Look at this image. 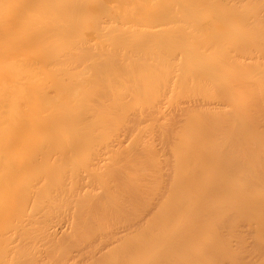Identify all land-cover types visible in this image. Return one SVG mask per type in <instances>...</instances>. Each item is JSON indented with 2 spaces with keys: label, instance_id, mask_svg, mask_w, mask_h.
<instances>
[{
  "label": "bare ground",
  "instance_id": "obj_1",
  "mask_svg": "<svg viewBox=\"0 0 264 264\" xmlns=\"http://www.w3.org/2000/svg\"><path fill=\"white\" fill-rule=\"evenodd\" d=\"M254 6L264 8V0H0V76H2L0 77V107L4 113L0 116V123L4 124H0L2 126L0 136L8 133L12 141L3 140L1 142L8 141L7 144H10L11 151L0 145L1 148L6 149L5 151L1 149L4 153L0 150L2 160L0 167L5 168L7 164L12 163L10 166L16 169L15 171L23 167L24 172L25 166L27 169L29 166L33 168L34 164L35 167L42 166L46 161L48 165L43 175H40L38 184L34 182L33 185V181H28L34 188L31 189V186L26 184L24 188H28L27 190L21 188L23 187L21 181H25L23 184L27 182L31 175L29 171L32 169L29 168V171L25 169V172L28 171L26 173L29 178L25 172L19 173H23L26 176L25 179L20 178L23 174L19 176L17 171L16 174L19 177H15L20 178L21 183H17L18 179L17 181L13 179V170L11 171L9 165L10 172L6 170L7 168H5L6 171L3 169L4 172H9L8 175L11 173L10 179L16 181L14 184L13 180L11 182L9 179L13 183L8 184L9 187L14 188L18 185L17 188L23 189L21 191L25 190L24 193H21L20 189L4 188L6 191L3 190L2 187L9 182L6 181L9 177H6L0 168V176L3 174L6 177L5 179L1 176L0 180V192L4 191L3 194H5L4 200L3 195L0 194V200L5 204L0 205L3 207L2 210L0 209V264H162L161 257L166 256L167 251L173 263L164 264H178L179 259L184 264H191L189 262L192 256H195L196 260L199 259L202 264H217L224 258L222 252L226 237L223 236L224 232H234L235 229L232 227L237 225L238 232L236 233H242L241 237H244L245 230L252 234L253 229L264 226L262 212H259L260 215L256 212L259 218L256 217L252 222L242 221L245 213L250 214L251 211L253 213L259 209L254 210L248 207L251 203L260 202L258 205L264 211V203L261 205V202H264V185H262L264 180L262 184L253 182H259L258 180L261 181L263 177L257 180L250 177V184L242 182L241 174L239 173V176L237 172L243 165L240 163L241 158H238L240 155L238 156L234 151L239 148L237 146H242L239 143L243 141V137L240 138L241 133L231 125L233 121H223L224 126H216L218 117L230 116L234 106L225 103L209 104L205 101L191 99L173 105L169 101L165 103L162 100L156 102L157 104L150 109L146 108L147 110L141 111L138 109L139 112L132 114L135 121L148 122L152 118L160 121V118L165 119L166 117L169 121L158 132L140 139L148 152L159 155L160 150L165 149L166 153L171 155V158L160 160L162 165L160 171L166 183L151 199L148 214L143 215L141 220L138 219L130 226L122 225L123 227L120 226L104 233L100 232V234L97 232L98 235L95 233L92 240L88 238L85 241L79 235L80 232L82 234L85 231V225L89 222V219L85 217L90 212L86 206L88 204L84 205L85 203L81 201L91 200V205L95 206V201L102 196V200L108 201L117 189L124 187L123 182L119 185L122 176L120 177V168L116 166L118 164L116 155L130 140H138L136 136L124 130L109 136V131L115 129L112 123L119 124L117 118L120 116L117 117L119 112L117 107L119 105L122 107V104H118L117 107L113 104L118 101L123 103V100L132 97L137 98L135 100L138 102L142 101L145 99L144 93L147 94L149 100L153 97L154 101L167 94L166 91L160 89L157 91L154 90L156 88L148 89V87L140 86L130 89L126 97L124 94L123 98H120V100L123 99L122 101H115L116 98H114L115 100L110 102V99H106L110 95L113 96L112 93H115L117 88L115 85L121 80L115 75L112 78L113 75L109 73L111 62H107V58L111 55L115 56L121 47L118 43L122 41H117V39L136 36L135 33L139 31L135 32L134 27H139L141 24L144 26L149 21L151 22L152 16H156L158 21L173 23L174 20L178 21L183 18L182 21L186 22L185 16L183 17L185 13L179 15L174 13L170 16L165 14V10H214V13L211 11L212 18L221 19L225 16L231 18V12L236 8ZM204 16H200L199 20L205 18ZM154 32L149 31L151 34ZM139 33L141 34V31ZM146 33L149 34L148 30L144 35H147ZM140 34H138L139 37ZM193 53L196 51L193 50ZM2 70L5 72H2L3 75ZM19 73L25 74V79L24 75ZM32 73H36V77H32ZM10 74H19V77L16 79V76H13L15 81L12 82L13 79L9 80ZM20 77L22 80H19ZM6 81L11 83L6 84ZM20 109H23L22 112L25 111V116L21 115L24 117L16 118V115H20ZM30 109H33L31 111L33 114L35 109L37 115H41L40 118L36 121L33 119L36 113L32 115L33 118L29 117L31 116ZM27 112L30 114L27 115ZM120 112L123 115L124 111ZM124 116L129 115L124 114ZM187 122L189 124H186ZM182 123L186 126L181 125ZM13 133L21 138L18 139L20 142L27 139V143L25 141L23 144L25 147L31 145V149L39 150L38 154L33 151L37 154L36 157H33L34 153L29 150V146L24 150L26 152L28 149L29 153H33H28L31 158L23 156L25 159L21 157L22 159L18 160V157V161L13 160L14 157L10 158L12 156L17 158L20 155L18 147L21 143L12 139ZM181 134H183V140L178 141L181 139ZM217 136L222 138L220 144L214 142H211V146L204 144L205 137L213 139ZM238 137L241 141L238 139L240 142L237 141L238 144H235L233 141ZM226 138H232L231 144ZM155 141H159V144H155ZM11 143L19 145H16L17 147L15 146L13 150ZM60 145L64 148L61 151L59 150ZM24 146L21 148L23 149ZM175 148L180 149V154H174ZM8 150L11 153L13 151V155H10ZM50 150L55 151V154H52ZM15 151L18 152L17 156L14 155ZM212 154L213 158L210 159L213 160L209 162L213 164L209 165L207 170L198 161L188 159L190 155H197L208 161L206 157ZM4 160L6 161L3 162ZM30 164H33L32 167ZM63 164L65 172L61 168ZM179 165L184 168L182 175L187 180V182L184 181L185 184L177 182L182 173H176L180 168ZM59 168H61L60 171L57 170ZM242 169L247 170L244 167ZM38 170L42 173L43 168ZM55 170L58 173L63 171L60 173H63L62 180L56 195L59 199L56 207L62 211L50 216L48 212L53 206H42L44 203L41 204L39 200L41 196L44 198L50 193V185L55 182L54 187L56 186V181L51 184ZM39 172L33 169L32 173H35L32 174L33 178L34 175L36 178L39 177ZM219 175L222 178L218 179ZM235 175L242 180V183L240 179L237 182L234 180ZM196 180L199 184H196L198 183ZM38 193L41 195L39 200H36L38 198L34 200L41 204L42 209L34 202V208L33 204L31 205L36 213L31 210L27 211L26 209L29 208L26 206H31L30 203H26L27 199L33 198L34 194ZM66 197L71 200H67L68 204L64 205ZM31 199L28 202L33 203ZM135 200V197L129 195V206H134ZM24 203L26 206L23 205ZM82 204L85 207H81ZM22 206L26 209H22ZM69 209L73 210V213L68 215ZM260 209L258 211H261ZM94 210L98 211L95 208ZM234 213H244L238 214L243 215L242 220L239 218L241 221L238 219L240 222L234 221L239 222V225L238 223L232 224V221L228 220L233 215H237ZM91 214L89 217L94 216ZM214 215L218 219L216 217L212 219ZM226 224L233 226L228 225L229 229ZM7 227L10 229L6 230ZM254 237H251L252 242L248 244L256 243L257 240L253 242ZM234 241L231 242L233 246L230 245L231 243L229 246L236 248L235 250L239 248L238 254L242 253L243 248H240V244L239 247L238 244L235 245ZM261 247L259 246L257 250L263 252ZM40 248L42 253L39 252ZM235 250H231L233 255L237 253ZM236 253L233 257L229 252L231 258L227 256L228 254L225 257L227 256L230 260L241 254L236 255ZM199 261L196 263L198 264Z\"/></svg>",
  "mask_w": 264,
  "mask_h": 264
},
{
  "label": "rangeland",
  "instance_id": "obj_2",
  "mask_svg": "<svg viewBox=\"0 0 264 264\" xmlns=\"http://www.w3.org/2000/svg\"><path fill=\"white\" fill-rule=\"evenodd\" d=\"M234 10L235 11H232L231 15H230V17L232 16L231 17L232 19L228 18L226 16L221 18V19L212 18V16H213L212 14L214 13V10H209V11L208 10H205V11L204 10L203 11L197 10V11H195L194 9L165 10V14L170 15V16L174 13H177L178 15L185 13L183 15V17L185 16L186 22L182 21L183 18H182V20H178V21L174 20L173 23H171L170 21L164 22L163 20L161 21L160 19H159L160 21H158V19H156V16L155 17L152 16L153 20H151V22L149 21L148 23H146V25H144L145 23L143 24L145 27L142 26V24L139 27H134V29H136L135 32L141 31V34L138 32L137 34L135 33L136 36H128V37L117 39V41L118 40L122 41V42L118 43L121 45V47H120L118 53L115 54V56L111 55L110 57L107 58V60H108L107 62H111V63H109V64H111V66L109 65L110 70L109 69L108 70H109V73L113 75L112 78H114V75H115V77L117 79L119 77V80L120 79L121 80H120V82H119V80H117L119 83H117L118 85L117 84L115 85V88L116 87L117 88L115 89V93H112L113 96L110 95V96H108V98L106 97V99L107 100L110 99L109 101L111 102V100L116 98V100L115 99L114 100L118 101V100H120L121 97L123 98L124 94L126 97V94L129 92L130 89H133L135 87H140V86L141 87H148V89L156 88L154 90H157V91L160 89L161 91H166L167 94L165 97L154 101L153 97H151L149 100V98L147 97V94L144 93L145 95H143V96L145 99L142 100L143 102L140 100L138 102V100L137 101L135 100L137 98L132 97L131 99H128V100L121 99L120 101L123 100L124 101L123 103L118 101L115 104H113V105H115V107H117L118 104H122V107L120 105H119V107H117L118 108L117 111H119V112L124 111V113H123V115L121 114V112L117 113V117L120 116V118H121V116H122L123 118L120 119L119 117L118 118L116 117L117 120L119 119L118 120L119 124H117L115 122L116 125H118V126H116L115 124L112 123V125L114 126L115 129L109 131V136L115 135V134L119 133V131L121 132L124 130V131L130 132L131 134H133V136H136L138 140H135V139L130 140L128 142V144H126L124 148L120 149L118 154L116 155V158H117L116 163H118L116 166L118 167V169L120 168L119 170L121 171V174L119 173L120 171L117 173L120 174V177L122 176V181L121 180L119 181V185H120V182H123V184L122 183L121 184L124 185L125 188L121 187V188L117 189V192L114 193L111 196V198H109L108 201L102 200L103 199V196H102V198H100L98 201H95V203H94L95 206L91 205V203H90L91 200L81 201L82 203H85L84 205H86V204H88L89 206L91 205L90 208L92 207L93 209L94 208L96 210L98 209V211H95V210L93 211V209H90L89 206L86 205L88 207V211H90L92 214L90 212L86 214L85 218L89 219V222L87 223L89 226H87V224H86L85 225V231L82 234H81V232L79 234L81 236V238L85 239V241H87L88 238H89V240L90 239L92 240L93 239L92 237L95 235V233H96V235H98V234H100V232L101 233L102 232L104 233L106 231L108 232L109 230L119 228L120 226L121 227H123L125 225L130 226V224L132 225L138 219L141 220L143 218V215L146 216L148 214V209H149V206L151 204V199L156 194L159 193L161 187H163L164 184L166 183L165 178L162 176V172L160 171V169L162 168V165L160 164V160L166 159V158H171V155L169 153H166L165 149H161L159 155H156L153 152H148V150H146V147L143 146V144L141 143L142 141H140V139H142L143 137H147V136L149 137L152 134H154L155 132H158L161 127H163L169 123L168 118L167 117L165 119L160 118L161 119L160 121H157V119L152 118V119H149L148 122H143L142 120L135 121L133 119V116H132L133 113L139 112V110L140 111L145 110L146 108L150 109L151 107L155 106V104H157L156 102H158V101L163 100L165 103H168V101H169L173 105H176V104L181 103L182 101H185L186 99H189V100L191 99L193 101H205L209 104L210 103H225L227 105L228 104L233 105L234 108H232L231 115L228 117L219 116L217 119L216 126H218V127L224 126L225 123H222L223 121H233V122H231V125L234 126L235 130H237L238 132L241 133V135L239 137L244 138V139L242 138L243 141H241L239 139V137L237 139H235V141H233L235 144L237 143L238 139L243 143L238 141V142H240L239 145H242V146L240 147V146L236 145L239 148H237V150L235 149L236 151L233 150L234 148L232 150L238 156L240 155L239 157L238 156L237 157L241 158V162L239 161L240 159L238 161L240 163H242L244 169L247 168V170L246 169L243 170L242 169L243 167H242L237 172L238 174L239 173L241 174V176H240V174H239V176L241 179H243V181L238 176H236L237 173L235 175L236 179H234V180L237 182V180L240 179V182L241 181L244 183L247 182V184L249 182V184H250V181H249L250 177L256 178L255 180H257V178L261 179L263 177V179L261 181L258 180L259 182L253 181L255 184L256 183L262 184V181L264 180V169H263L264 168V8H258L256 6H254V7H249V8H236ZM211 11H213V13ZM205 14L208 16H206ZM191 15H194L196 17L191 16ZM200 16L201 17L204 16L205 18H203V19L201 18L199 20ZM157 18H158V15H157ZM188 18H190L189 19L190 21H188ZM227 19L229 21H227ZM159 22H162L163 25L165 24L164 25L165 27L162 25V23H159ZM158 23H159V25H157ZM148 24H151V25H148ZM155 24L158 28L156 26H154ZM153 26L155 27V29L153 28ZM160 26L162 29L160 28ZM120 28H121V26H120ZM152 29H154V30H152ZM146 30H148V33H149V31H152V32L155 31V32L153 34H151V33L147 34L146 33L147 35H144ZM138 34H140V37ZM143 35H144V37L141 38ZM109 40H110V38H109ZM111 40H114V39H111ZM115 41H116V38H115ZM119 46H117V47H119ZM193 50H195L196 53H193ZM112 63H114V64L112 65ZM111 68H113V69H111ZM4 70H6V69H4ZM2 72H4V71L3 70L1 71V74L3 75ZM6 72H7V70H6ZM8 72H10V71L8 70ZM113 72H114V74H113ZM19 74H21L22 76L24 75V79H25V74H22V73H19ZM19 74H17V75L10 74L11 76H9L10 77L9 80L11 81V79H13L12 82H14L15 80H14L13 76H16V79H17L19 77ZM35 74L36 73H32L31 76L36 77ZM0 77H2V76H0ZM21 77L19 80H22ZM3 79H4V77L2 78V81H3ZM10 81L9 82L6 81L7 82L6 84L11 83ZM38 88L40 89V87H38ZM252 94H253V96H252ZM254 96H256V97H254ZM254 98L256 100H254ZM134 100H135V102H134ZM253 100H254V102H253ZM135 107L137 110L135 109ZM1 110L2 109L0 107V116L4 115L3 110H2V112H1ZM22 110L20 109V112H19L20 115H16V118L19 116L22 117L21 115L25 116V114H24L25 111L22 112ZM32 110L30 109V112ZM132 110H134V111H132ZM35 111L36 110L34 109V111H33L34 114L36 113ZM29 114L30 113L27 112V115H29ZM34 114L31 112V116L29 115V117L33 118L32 115H34ZM37 114L38 113H36V115H34L35 118H33V119H35V121L38 118H40V116H41L40 114L39 115H37ZM124 114L125 115L127 114L129 116L126 117V116H124ZM131 116H132V119H131ZM116 118H114V119L116 120ZM127 118H129V119H127ZM206 118H208V116ZM113 122H114V120H113ZM190 123L193 124L192 121H190ZM2 124H3V122H2ZM186 124H189V122H187ZM186 124L182 123L181 125L186 126ZM1 128H2V126H0V129ZM3 130H2V132H3ZM240 133H238V134H240ZM6 134L5 135L3 134L2 137L0 136V143L3 140L11 141L10 135L8 136V133H6ZM0 135H2V134H0ZM249 136H250V138H249ZM11 137H13L12 139H15L16 141L18 139L19 140L21 139V138H18L17 136H15L14 133ZM180 137H181V139L178 141L183 140L182 139L183 134H181ZM221 139L222 138L220 136H217L213 139L205 137L204 138V144H207L208 146H211V142H214L215 144H220ZM226 139H227V142H229V143L232 140V138L231 139L226 138ZM15 140H13V141H15ZM19 140L17 142L21 143V146L18 147V149H20V151H18L20 155L16 154V153H18V152H16L17 151L16 150L14 152L15 153L14 155H16V156L18 155L17 158L15 156L10 157L9 154H8V156L12 159L14 157L15 159H13V160H17L18 157H19L18 160H20L24 157L27 158V156H30L28 158H31V155H29V154H31L33 151H35V149L34 148H33L34 150L31 149L32 146L29 145L30 147L29 146H27V147H29V150H31L32 152L29 153L28 149L25 152L24 149L27 147H25L23 144L27 139L26 140L24 139V141L22 139L23 142H20ZM148 141L151 142V140H147V142ZM7 142H3L0 145L1 146L3 145V146H5L4 148L9 149L10 144L8 145ZM25 143H27V141ZM234 143H232V144H234ZM13 144L11 143V146ZM155 144H159V141H155ZM235 144H234V146H235ZM16 145L18 146L19 144H16ZM16 145H13L11 149H13ZM1 146H0V150L3 149L5 151L6 149L1 148ZM22 146H24L23 149L21 148ZM63 149L64 148L60 145L59 150L61 151ZM175 149L176 150L174 151V154H176V155L180 154V149L179 148H175ZM22 150H24L23 151L24 153L21 152ZM37 151H39V150L36 149V151H35L38 154ZM54 152L51 151L52 154H55ZM21 153H22V155H21ZM25 153H27V155ZM36 153H34L33 157H36V155H37ZM190 154H193V152H190ZM10 155H13V151H12V153L10 152ZM9 157H8V159H9ZM210 158H213V154L210 157H206V159L208 161L203 160L202 157H199L197 155H190L188 157V159H190L189 161H192V160L198 161V163L201 164L202 166H204L206 168V170H207V168H209L208 167L209 165L213 164L212 162H209V161L213 160V159L211 160ZM2 159H4V158H2ZM0 161H2L1 156H0ZM5 161L6 160H4L3 162H5ZM38 161H40V160H38ZM41 163L43 164V162H41ZM0 164H1V162H0ZM38 164H40V162H38ZM44 164H46L45 165L46 167L45 166L42 167ZM44 164L42 166L40 165L41 167L40 166L35 167V164L34 165L32 164L33 168H30V166H29V168L32 169L31 171H29L30 169L28 168L29 169L28 170L25 166L24 172H25V169H27L29 171V173L31 172L30 178H31L32 174L36 173V172L32 173L33 169L35 171L39 172L38 169L43 168L42 173L39 172L40 173L39 177L36 178L34 175V178L32 176L33 179L31 178V180L28 177V174H27L28 171L26 170L27 173L25 172V175L27 174L26 176L29 179L27 180V182L25 184H23L25 181L23 182L20 179V178L26 177L23 174L24 173L22 170L23 167L21 169H19L20 171L17 170L18 174L23 172L22 173L23 175L19 174V176L20 175L23 176V177L20 176V178H17L19 176H18V174H16L17 173V171H15L16 169H13L10 166V165H12V163L7 164V167H5V168H7L6 170H8V171L10 169H11V171L13 170L12 171L13 172L12 177L16 181L18 179L17 183H19L20 181L22 182V183L20 182L21 186H23L21 188H24V186L27 184V185H30L31 189H32L34 187L28 181H31V182L33 181L32 182L33 185H34V182H36L35 184L39 183L38 181H39L40 175L41 174L43 175V172H45V169L48 167L47 161ZM8 165H9L10 169H8ZM32 165H31V167H32ZM216 166H217V164H216ZM38 167H40V168H38ZM64 167H65V165L63 164V167H61V168L65 172L66 170L64 169ZM179 167H180L178 169L179 172H178V170L176 171L177 174H180L184 170V168L181 165H179ZM5 168L2 167L1 168L2 171H3V169H4V171H6ZM61 168H59L57 170L60 171ZM57 170H55V171H57ZM8 171L4 172V173L1 172V174L2 173L6 174V177L7 176L9 177L8 179H6V177L3 174L1 175V176L5 177L6 181L7 180L9 181V179L11 178V176H10L11 173H10V175H8L10 172V171L9 172ZM55 171H54V174H55L54 178H57V180L59 179L58 180L59 182L56 179L54 180V178L52 179L53 181L50 180V181H52L51 184L54 181H56L55 187H54L55 182L52 185H50V193L47 196H45L44 198L39 193L34 194V197L33 198L31 197L33 200L31 198H29V199H27V202H26L28 204L30 203V205L33 204V208H34L35 203L37 204L36 206L37 207L40 206L39 208H41V209H42V206H45V207L48 205L53 206L51 208V210L48 212V214L50 216L51 215H57L58 213H60L62 211L56 207L57 204L59 203L58 202L59 199H57L56 195H57V191L59 189L60 181L62 180L61 175L63 173L62 174H60V173L63 171L61 170V172H59V173H58V171H57V173H55ZM203 171H204V169H203ZM182 174H184V172H182L181 175ZM217 174H220V173H217ZM181 175H179V179L177 182H181V183L183 182V184H185L187 182V180H185L183 175L181 177ZM220 175L218 176V179L222 178V176H220ZM1 176H0V180H1ZM15 176H17V177H15ZM245 177H247V179L249 177V179L247 180ZM182 178H183V180H182ZM13 179H10V181ZM24 179H22V180H24ZM14 180H13V183L16 184V181L14 182ZM10 181L7 182V184L4 181V184H6V185H5V187L4 186L2 187L3 190H4V188H6V189L9 188L8 190H11L13 188L11 186H10L11 188L9 187V185L13 184V183H11L12 181L11 182ZM184 181H186V182H184ZM215 181H217V179ZM196 182H198L196 184H199L198 180H196ZM28 183H30V184H28ZM238 183H239V181H238ZM7 185H8V187H6ZM262 185H264V183ZM12 186H15V185H12ZM17 186H15L14 187L15 189L13 188L12 190H17L18 189ZM19 186H20V184H19ZM21 188H19L21 193L22 192L24 193V191L28 189V188H24L25 190L21 191V190H23ZM62 188H63V186H62ZM128 190H131V191L127 192ZM1 191H2V189H1ZM4 191H6V190H4ZM4 191L0 192V194L3 195V200L5 199L4 198L5 194H3ZM129 195L136 198V200L133 202L134 206H132V205L129 206V203H128V196ZM40 196H41V198L39 200ZM34 198H38L36 200H39L41 204L42 203H44V204L41 206V204L39 202L38 203L35 202ZM30 199H31V201H33V203L28 202V200H30ZM89 199H91V198H89ZM41 200H43V202H41ZM67 200H68V198L64 200L65 203L63 201L64 205L68 204V201H70L71 199H69L68 201ZM94 200H96V198H94ZM126 200H127V202H126ZM1 202L2 201L0 200V205L3 204L1 206H4L5 205L3 203L4 201L2 203ZM105 202H107V203H105ZM249 202H251V201H249ZM26 203H24L23 205H25ZM262 203H264V202H261V205H262ZM38 204H40V205H38ZM258 204L260 205V202ZM258 204L251 203V205H248V207L254 208V210H255V208L260 209ZM84 205L82 204L81 207H85ZM25 206L24 207L22 206V209H24ZM36 206H35V208H36L35 210L38 209ZM26 207L29 208V209L25 208L27 211L28 210L34 211V210H32L33 209L32 205L26 206ZM87 207H86V209H87ZM2 208L3 207H1L0 209L2 210ZM263 208H264V204H263ZM86 209H85V211H87ZM249 209H247V210H249ZM258 210L254 211L253 213L251 211L250 214L245 213L246 215H244L245 217L243 218V220L241 218V217H243V215L242 216H239V215L244 214V213H236L237 215L234 213L236 216L233 215L228 220L232 221L231 222L232 224L238 223V225L240 224L239 222L241 220L243 222L244 221L245 222L246 221L252 222L253 220L256 219V217L258 215V214L256 215V212H258V213L262 212L261 216L262 215L264 216V211H262L263 210L262 207L260 209L261 211H258ZM37 212H39V211H37ZM56 212H57V214H56ZM71 212L73 213V210L69 209L67 214L68 215L72 214ZM94 212H97V213L94 215L93 214ZM0 214H1V212H0ZM90 214L94 215V216L89 217ZM259 215H260V213H259ZM215 217L216 216L214 215L212 217V219H214ZM239 218H241V220ZM257 218H259V217H257ZM216 219H218V218L216 217ZM260 219H262V217H260ZM236 220L239 222H234ZM226 223H228V222H226ZM229 224H226L227 225L226 227H228L230 229L229 226L232 227L233 225H229ZM236 226L232 227L233 229H235L234 232L233 231L231 232L228 228H227V230L230 232L229 233L224 232L225 234H223V236H226L224 238L225 240H224V243L222 246V250H223L222 252H223L224 258H223V260L218 261L217 264H229L230 262H231V264H232V262L234 264H264V248H262V247H264V226L253 229L254 231H252L253 232L252 234H250L251 232L248 233L245 230L244 231L245 236L243 235L244 237H241L242 233L240 231L239 232L241 234L236 233V232H238L236 230ZM8 228L10 229V227H7L6 230H8ZM86 228H88V229L86 230ZM79 231H81L80 228H79ZM97 232H99V233L97 234ZM2 233H4V232L2 231ZM247 233H248V235H247ZM227 234H228V237H227ZM236 234H237V237H239L238 235H240L241 238L240 237L237 238ZM78 236H77V238H78ZM251 237H254L253 242H254V240L255 241L257 240L256 243L248 244V242L249 243L252 242ZM245 239H247V240H245ZM239 240H240V243H239ZM228 241H229V243H228ZM233 241L236 243L235 245L238 244V247L240 244V248H243L241 250H242V253L244 255H241L242 254L241 252H239V254L241 253L240 255L238 254V251L240 250L239 248H237V250H235L236 249L235 247H234L235 249H233V247H231V246H233V244L231 243ZM229 244L231 246H229ZM242 245H243V247H241ZM259 246H262L260 249H262L263 252L259 251V249L257 250V248H259ZM41 250L42 249L40 248L39 252ZM231 250L237 251V253L235 252L236 255L238 254L241 258L239 256L236 258V256H235V258L228 260L227 256H229V254H228L229 252L232 253L231 256L234 257V255H235V253L233 255V252ZM245 251H246V253H245ZM258 251H259V254H258ZM41 253H42V251H41ZM167 253L168 254L166 256L161 257L162 258L161 259L162 264L173 263L172 258L169 257V251H167ZM226 254H228V255L225 257ZM248 255H250V257H247ZM254 256H256L258 258L254 257ZM252 257H254V258H252ZM229 258H231V257L229 256ZM253 259L254 260L256 259V260L254 261ZM132 261L135 263L134 259ZM197 261H199V259L196 260L195 256H192L189 263L194 264ZM228 261H230V262H228ZM182 262L183 261L181 259H179L178 264H184ZM198 264H202V263L199 261Z\"/></svg>",
  "mask_w": 264,
  "mask_h": 264
}]
</instances>
